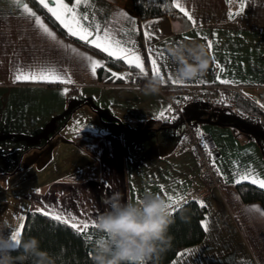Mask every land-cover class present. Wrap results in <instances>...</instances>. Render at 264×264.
I'll return each instance as SVG.
<instances>
[{"label":"crops","instance_id":"obj_1","mask_svg":"<svg viewBox=\"0 0 264 264\" xmlns=\"http://www.w3.org/2000/svg\"><path fill=\"white\" fill-rule=\"evenodd\" d=\"M22 2L29 4L57 40H51L24 18L12 0H0L3 235L21 231L29 210L44 213L45 208H55L91 225L108 210L104 201L116 192L122 202L139 201L146 193L166 200L178 192L184 201L196 197L204 202L206 213L201 224L206 219L208 230L202 227L201 242L179 250L166 264H264V217L250 210L253 206L263 208L259 202H243L232 182L234 172L244 169H252L264 179V129L240 118L230 103L203 109L184 107L188 119L203 135L216 168L229 181L218 175L220 184L206 188L195 155L177 148L180 127L162 124L156 118L176 93L163 88L223 84L221 79L245 86L244 96L264 114V0L247 3L244 12L234 19L228 18L232 10L226 0H181L196 19L195 29L178 10L141 19L135 0H95L92 11L101 22L107 17L116 29L126 26L124 20L112 15L114 11L126 12L136 21L134 37L150 79L151 61L143 26L152 25V47L165 57L158 61L165 81L155 94H145V85L128 84L133 76L126 70L115 73L128 74L127 81L100 83L80 54L103 64L104 59L59 34L27 0ZM201 36L215 41L213 56H209L207 41ZM180 43L203 45L209 64L202 75L175 84L168 76L175 79L177 64L167 49ZM165 61L172 72L165 69ZM17 66L53 67L69 74L74 83H13ZM69 91L72 95L68 99ZM79 135L101 137L95 157L76 142ZM182 253L186 255L181 257Z\"/></svg>","mask_w":264,"mask_h":264},{"label":"snow or ice","instance_id":"obj_2","mask_svg":"<svg viewBox=\"0 0 264 264\" xmlns=\"http://www.w3.org/2000/svg\"><path fill=\"white\" fill-rule=\"evenodd\" d=\"M14 6L18 11L22 10V15L24 18L28 19L30 22H33L38 29L49 37L51 40L56 41L57 37L53 31H50L49 27L41 20L40 16L33 11L28 3H23L22 0H12ZM39 4L51 14L52 17L59 23V25L66 30L67 34L70 37H75L80 41H83L86 45L92 46L99 49L101 52L105 53L108 57H111L114 61H124L129 68H135L138 70V73L141 77H147L148 72L145 70L144 59L140 55V49L137 47L136 39L134 34L136 33V21L132 19L126 12L123 11H114L112 15L119 17L120 19L126 22V26L116 29L113 27V21L107 17L103 22L97 19L95 11H92L94 8L95 0H38ZM253 0H239L238 11L233 13L229 11L228 18L234 19L236 16L241 15L244 12V8L247 3H251ZM226 3H231V0H226ZM171 7L177 9L188 21L192 23L193 28L197 27L196 19L193 14L186 10L181 0H171ZM152 23H158V21H153ZM144 32L143 36L145 42L148 43V52L149 58L151 61V75L152 78H159L163 83L165 81L164 75L161 73V66L158 61H164L165 57L162 52L159 50L153 49L151 41L155 33L152 31V25L146 24L143 26ZM197 35H200L197 33ZM214 35V34H213ZM187 39V37H185ZM201 39L207 41L206 47L208 49L209 56H213V44L215 41L209 36H201ZM62 43V42H59ZM65 48H71L70 45H64ZM72 52H77L75 48H71ZM87 61L90 68L91 75L95 77L97 75V68L104 67L102 61L93 59L91 56L85 54H80ZM213 62L215 63L214 57ZM216 68L223 73L224 69L219 63H215ZM164 67L167 71L172 72L173 69L165 61ZM112 76L116 79H122L127 81L128 74L117 75V73L112 72ZM168 79L175 84H182L183 81H178L173 79L171 75L168 76ZM13 83L17 82H33V83H61V84H72L74 81L71 76L67 73H61L53 67L47 66H29L27 69L17 66L13 75ZM220 83L230 84L236 83L235 81H229L221 79ZM67 90L65 89L61 92L62 95L66 94ZM223 102V101H221ZM171 108L162 109L157 115V119H168V114L171 113ZM173 119L175 117H172ZM199 135V133H198ZM205 149H208V145H204ZM209 155L211 153L209 152ZM213 167L216 169L217 174L221 175V178L228 183V178L223 176L221 170L216 168V165L213 164ZM243 181H248L249 183L255 184L258 187L264 189V179L256 175L252 169H244L236 171L233 174V180L235 184H240ZM184 196L178 192H174L167 196V207L170 209L169 215H172V212L177 210L182 201H184ZM201 207H205L203 201H197ZM251 211L258 212L262 217H264V210L253 206ZM48 215L51 219L58 221L63 224H69L74 230L78 233H87L89 228H95V222L91 225L86 221H78L76 216L72 213H65L63 211L57 210L55 208H45L44 213ZM23 227V225H21ZM202 227L205 231L208 230V222L205 221L202 223ZM21 236V231L18 229L15 231L13 238ZM85 239L91 242V236L85 235ZM181 257L186 255V253L180 254ZM179 264V262H177Z\"/></svg>","mask_w":264,"mask_h":264},{"label":"trees","instance_id":"obj_3","mask_svg":"<svg viewBox=\"0 0 264 264\" xmlns=\"http://www.w3.org/2000/svg\"><path fill=\"white\" fill-rule=\"evenodd\" d=\"M27 1L36 11L44 16L47 22L59 34L69 40H73L80 46L104 59V67L97 68V77L100 83H122V79H116L112 76L113 71L122 70L128 71L132 74L133 78L139 79L143 85L150 80L149 74L147 77H141L137 69L129 68L128 65L122 61H114L99 49L86 45L77 38L70 37L36 0ZM135 2L138 15L141 19L177 12V9L171 7V0H135ZM228 5H230L232 12L235 13L239 8V0H231V3H228ZM182 89L184 88H163L162 90L165 92H178ZM71 95L72 92L69 91L67 98H71ZM221 103H224V101H220L216 105ZM226 103L233 104L236 107L240 118L247 122L257 123L259 124L257 125L258 127L264 129V114L253 100L239 94H234ZM183 111L186 116L185 110ZM186 118L188 117L186 116ZM76 142L82 146L84 151L88 152L92 157H95L101 144V137L98 135H79L76 137ZM234 186L243 202H259L264 210V189L248 181H243ZM197 201H200V199L196 197L182 201L180 207L172 212L171 217L174 222L169 226L168 230V235L172 238L171 245L161 254L156 264H166L174 258L179 250L201 242L204 236L201 220L206 213V207H201ZM85 235L91 236V242L85 239ZM95 235V228L90 227L86 234L78 233L69 224L55 221L48 215L37 210H29L26 212L23 227L21 229V236L24 238H37L40 241L41 249L47 251L49 255L56 260V264H94L91 257L92 241L95 239ZM10 254L15 258L14 264H34V261L31 259L20 260L19 256L21 253L19 250H11Z\"/></svg>","mask_w":264,"mask_h":264},{"label":"clouds","instance_id":"obj_4","mask_svg":"<svg viewBox=\"0 0 264 264\" xmlns=\"http://www.w3.org/2000/svg\"><path fill=\"white\" fill-rule=\"evenodd\" d=\"M168 55L177 64L174 78L190 80L202 75L208 68L209 57L200 44L173 45ZM163 82L152 78L144 86L145 94H155ZM108 210L95 220L96 235L92 241L94 264H156L171 245L169 226L174 222L168 214L167 201L158 195L146 193L139 201H121L114 193L104 201ZM0 231V264H14L11 250H19L20 260L31 259L34 264H56V260L40 247L35 237L13 238L15 230L5 237Z\"/></svg>","mask_w":264,"mask_h":264},{"label":"built area","instance_id":"obj_5","mask_svg":"<svg viewBox=\"0 0 264 264\" xmlns=\"http://www.w3.org/2000/svg\"><path fill=\"white\" fill-rule=\"evenodd\" d=\"M127 83L134 86L143 85L136 78H131ZM244 87L241 84H213L184 87L181 91L176 92L170 100L169 107L172 111L168 114L169 118L159 119L165 125H177L180 127L176 138L177 148L179 150H189L195 155L201 165L205 185L208 187L219 185L221 180L216 169L213 167L212 153L209 148L206 150L204 147L206 142L203 135L199 131V128L186 118L183 107L189 106L195 109H203L211 104L226 101L234 94L244 96ZM172 117L175 118L173 119ZM209 152L211 155H209Z\"/></svg>","mask_w":264,"mask_h":264},{"label":"rangeland","instance_id":"obj_6","mask_svg":"<svg viewBox=\"0 0 264 264\" xmlns=\"http://www.w3.org/2000/svg\"><path fill=\"white\" fill-rule=\"evenodd\" d=\"M229 100H230V99H228V100L224 101V103H225V102H228ZM207 187H208V186H206V188H207Z\"/></svg>","mask_w":264,"mask_h":264}]
</instances>
